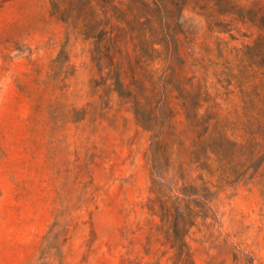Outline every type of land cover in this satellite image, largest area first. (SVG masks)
<instances>
[{
    "label": "rangeland",
    "instance_id": "374dc122",
    "mask_svg": "<svg viewBox=\"0 0 264 264\" xmlns=\"http://www.w3.org/2000/svg\"><path fill=\"white\" fill-rule=\"evenodd\" d=\"M153 1L56 0L54 13L52 0H0V264H264V163L201 170L171 86L169 182L204 192L208 181L211 193L206 209L192 197L162 210L152 134L126 95L142 88L153 103L167 74L203 87L224 116L264 113L226 79L241 74L237 50L264 39V22L234 12L264 18V0H218L224 15L216 0H161L164 28ZM176 221L185 248L174 246Z\"/></svg>",
    "mask_w": 264,
    "mask_h": 264
},
{
    "label": "trees",
    "instance_id": "16d2710c",
    "mask_svg": "<svg viewBox=\"0 0 264 264\" xmlns=\"http://www.w3.org/2000/svg\"><path fill=\"white\" fill-rule=\"evenodd\" d=\"M53 1L54 13L61 12L60 5L56 0ZM228 4L227 0H222ZM157 6V16L159 14V25L165 27L164 14L162 10L163 2L161 0L153 1ZM184 6L186 5L183 3ZM216 11L221 14H228L229 11L222 9L215 1ZM234 14L244 19L260 23L262 27L264 18L253 19L249 16L240 15L238 11ZM216 27L223 31L225 23H216ZM164 31L162 39L167 47L172 43L174 35L168 36ZM264 39L259 38L254 45H246L243 49L237 50V60L242 67L241 74H227L228 85H232L234 80H238L237 88L239 92L245 95L246 103L256 105L258 101L264 102V48L261 43ZM170 54L178 56L179 50L173 49ZM113 83L114 91L119 95H125L126 85L120 75H117ZM173 86L179 95L176 97L180 103V110L183 112L185 123L194 133L193 151L191 152L196 163H199L200 169L206 171L209 176H216L218 173L224 174L227 169L236 170V164L243 168H251L246 165L261 162L258 169L264 163V113L247 112L243 116L231 118L224 116L220 109V103L216 97L203 91V87L188 88L186 83L170 79L167 74L160 76L152 86L153 103H150L143 97V89L127 91L126 95L133 99L134 112L139 122L151 132V144L149 148V161L152 166L153 183L158 186V200L162 210H168L167 203H173L176 207L178 201H188L192 197L200 199L202 208L209 207L208 199L211 189L208 181L203 180V191H188L185 187H179L178 184L170 183L174 181L171 176L170 146L162 140V134L165 128L173 127L177 115L180 113L176 105H173L170 99V87ZM147 98V97H146ZM146 100V101H145ZM207 105L205 111L200 110ZM184 144V143H183ZM241 156H245L241 158ZM237 158V160H236ZM237 161V163H235ZM253 168V167H252ZM247 170L246 172H248ZM201 176V175H200ZM202 180V177H200ZM171 184L170 186H168ZM168 187V192L163 188ZM205 218L204 216H202ZM164 216H162V219ZM175 247H187L185 236L180 231V225L176 221L173 225Z\"/></svg>",
    "mask_w": 264,
    "mask_h": 264
}]
</instances>
